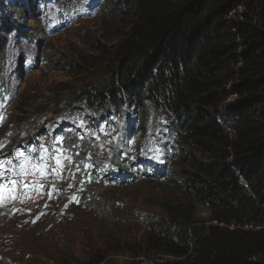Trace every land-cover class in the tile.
<instances>
[{"label": "trees", "instance_id": "1", "mask_svg": "<svg viewBox=\"0 0 264 264\" xmlns=\"http://www.w3.org/2000/svg\"><path fill=\"white\" fill-rule=\"evenodd\" d=\"M54 1L65 23L105 15L116 24L126 19V27L90 63L100 80L86 90H49L50 119L42 113L44 124L11 144L9 151L47 152V171L57 169L66 198L53 209L66 219L76 212L63 170L84 210L101 199L100 178L125 186L163 178L184 200L164 199V213L148 218L140 241L118 243L134 256L123 264H264V0H84L82 13L72 9L74 0ZM28 5L0 0V42L11 27L23 31L18 12ZM2 53L0 47V103L7 84ZM131 140L137 161L125 154ZM153 145L161 149L156 160ZM199 205L205 219L197 217ZM25 247L31 257L20 258L33 264H107L99 246L69 257H38Z\"/></svg>", "mask_w": 264, "mask_h": 264}, {"label": "rangeland", "instance_id": "2", "mask_svg": "<svg viewBox=\"0 0 264 264\" xmlns=\"http://www.w3.org/2000/svg\"><path fill=\"white\" fill-rule=\"evenodd\" d=\"M27 1L28 8L18 12L20 22L26 23L23 31L12 32L11 27L10 33L2 34L3 42H0L3 43L0 46L4 58L2 67L8 79L5 89L9 97L7 115L4 113L0 121V161L6 163H9L11 144L22 141V131L37 128L44 124L46 117L52 116L54 104L52 98H47L49 90L64 87L86 90L99 81L100 75L90 63L109 52L126 27V19L116 24L105 15L81 16L52 32V25L64 22L59 18L58 4L54 0H40L34 10L35 0ZM72 9L76 13L84 12V0H74ZM33 12L42 14L40 19L32 17ZM29 100L33 101L31 114L18 120L17 116L20 118L28 113L24 112L27 110L24 105ZM42 113L46 117H42ZM11 114L13 117L9 120ZM131 144L132 148L125 154L137 161L139 149L133 146L132 140ZM149 150L151 158L159 159L161 149L158 146L153 145ZM32 167L37 169L34 164ZM103 169L101 166L98 172L101 174ZM63 175L69 207L76 212L66 219L53 209L55 203L66 198L59 194L58 177L45 176V184L39 186L38 191L0 210V264L5 261L7 264H33L20 258L31 257L27 251L22 253L28 245L31 255L38 257H62L63 254L69 257L73 250L85 253L99 246L107 253V264H123L134 256L121 250L124 246L118 243L140 241L148 227V218H158L164 213V199L184 200L180 189L173 183L166 184L163 178H142L126 186L100 178L95 187L101 192V199H95L93 209L84 210L68 173L63 170ZM48 185L50 192L46 194ZM108 203L111 205L107 206ZM24 217L27 218L21 221ZM197 217H207L204 206H198ZM139 258L142 256L136 259Z\"/></svg>", "mask_w": 264, "mask_h": 264}, {"label": "clouds", "instance_id": "3", "mask_svg": "<svg viewBox=\"0 0 264 264\" xmlns=\"http://www.w3.org/2000/svg\"><path fill=\"white\" fill-rule=\"evenodd\" d=\"M20 222V221H19Z\"/></svg>", "mask_w": 264, "mask_h": 264}]
</instances>
